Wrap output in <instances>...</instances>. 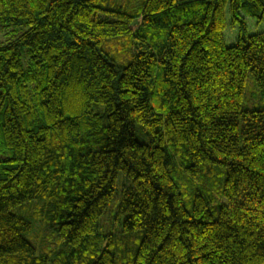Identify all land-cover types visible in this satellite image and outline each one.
Wrapping results in <instances>:
<instances>
[{"label": "trees", "instance_id": "1", "mask_svg": "<svg viewBox=\"0 0 264 264\" xmlns=\"http://www.w3.org/2000/svg\"><path fill=\"white\" fill-rule=\"evenodd\" d=\"M249 18L264 0H0V264H264Z\"/></svg>", "mask_w": 264, "mask_h": 264}, {"label": "rangeland", "instance_id": "2", "mask_svg": "<svg viewBox=\"0 0 264 264\" xmlns=\"http://www.w3.org/2000/svg\"><path fill=\"white\" fill-rule=\"evenodd\" d=\"M248 33H264V23H257L255 19L249 18L248 19ZM6 29L5 27L0 26V42L3 41L6 36ZM224 37H225V44L227 46L234 45L236 37H237V29L232 27H227L224 31ZM27 60L25 57L22 58V63L24 66H26ZM253 81L251 76H247L246 82H245V90L243 95V101H242V108L243 109H253L257 108L256 105V99L254 98V90H253ZM123 175L121 174L117 180L118 189L120 188V185L122 184L121 178ZM197 183V182H195ZM215 186L220 185V179H216L214 182ZM195 188L199 191H203L202 185H196ZM120 193L119 190L117 194L115 195V198L112 200V202L107 206L105 212L99 219V232L102 235L101 241L102 245H105V243L108 241L109 237L106 236L108 233H112L115 230H119L120 223L123 219V214L119 213V210L117 208V205L120 200ZM215 197L218 198L217 192H215ZM221 201L226 202L225 199H221Z\"/></svg>", "mask_w": 264, "mask_h": 264}]
</instances>
